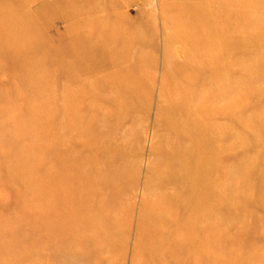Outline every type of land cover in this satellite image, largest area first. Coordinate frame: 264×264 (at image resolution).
I'll return each mask as SVG.
<instances>
[{"label":"rangeland","instance_id":"374dc122","mask_svg":"<svg viewBox=\"0 0 264 264\" xmlns=\"http://www.w3.org/2000/svg\"><path fill=\"white\" fill-rule=\"evenodd\" d=\"M0 264H264V0H0Z\"/></svg>","mask_w":264,"mask_h":264}]
</instances>
